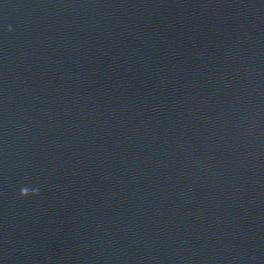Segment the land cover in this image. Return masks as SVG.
Masks as SVG:
<instances>
[{
	"label": "water",
	"instance_id": "95a60500",
	"mask_svg": "<svg viewBox=\"0 0 264 264\" xmlns=\"http://www.w3.org/2000/svg\"><path fill=\"white\" fill-rule=\"evenodd\" d=\"M0 264H264V0H0Z\"/></svg>",
	"mask_w": 264,
	"mask_h": 264
},
{
	"label": "clouds",
	"instance_id": "9594fccd",
	"mask_svg": "<svg viewBox=\"0 0 264 264\" xmlns=\"http://www.w3.org/2000/svg\"><path fill=\"white\" fill-rule=\"evenodd\" d=\"M29 194H31V195H38L39 194V192H38V189H29V188H27V187H22L21 189H20V192H19V195L21 196V197H25V196H28Z\"/></svg>",
	"mask_w": 264,
	"mask_h": 264
}]
</instances>
